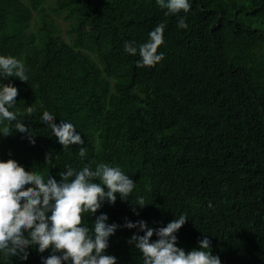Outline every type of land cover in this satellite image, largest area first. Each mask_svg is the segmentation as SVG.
<instances>
[{
    "label": "trees",
    "instance_id": "trees-1",
    "mask_svg": "<svg viewBox=\"0 0 264 264\" xmlns=\"http://www.w3.org/2000/svg\"><path fill=\"white\" fill-rule=\"evenodd\" d=\"M189 3L187 14L165 15L156 0H0V55L22 61L29 77L0 85L19 90L10 111L35 109L18 117L35 144L15 130L2 136L0 123V161L58 182L66 166L104 163L136 182L128 200L117 194L84 218L91 228L103 213L121 226L104 253L116 264H143L128 240L144 233L125 219L155 229L182 214L177 247L198 249L207 236L221 264H264V0ZM161 23L164 59L137 67L124 43L138 49ZM44 111L72 123L84 144L63 150ZM137 197L148 203L138 215ZM37 249L27 260L0 252V264H42L52 254Z\"/></svg>",
    "mask_w": 264,
    "mask_h": 264
},
{
    "label": "clouds",
    "instance_id": "clouds-1",
    "mask_svg": "<svg viewBox=\"0 0 264 264\" xmlns=\"http://www.w3.org/2000/svg\"><path fill=\"white\" fill-rule=\"evenodd\" d=\"M156 4L167 10L165 15L187 14L191 8L189 0H156ZM185 19L180 17L179 28L187 29ZM164 29V23L156 26L148 33V41L138 49L133 42L124 43L126 53H138L137 67H154L164 59V54L158 53V48L164 44ZM26 72L22 61L0 55V77H15L27 83ZM18 95V88L11 83L0 85V123L7 122L2 136H9L15 130L35 144L30 128L18 119L24 114L31 115L35 109L27 106L25 113L10 111ZM41 119L63 150L84 144L72 123L62 120L60 124L54 123L55 116L48 111L43 112ZM78 155L83 158L86 149L80 147ZM51 160L52 153L46 154L45 163ZM59 176V182L49 175L45 179L35 171H26L15 160L0 161V252L5 257L27 260V249L36 245L40 253L48 249L52 252L42 258V264H116L115 256L104 253L109 247V237L121 226L107 223L108 216L103 213L95 216L91 228L85 225L84 218L95 215L105 200L114 204L117 194L122 201L128 200L136 182L119 167L104 163L97 164L94 170L91 166L80 170L66 166V171ZM147 204L144 197H137L134 214H139L135 211L137 206L143 208ZM187 220L182 214L166 226L153 229L143 220L133 223L125 219L122 226L138 228L144 233L133 234L128 240L142 254L143 264H221L220 258L211 253L207 236L198 241V249L186 252L176 246V233ZM154 234L157 239L152 241Z\"/></svg>",
    "mask_w": 264,
    "mask_h": 264
},
{
    "label": "rangeland",
    "instance_id": "rangeland-1",
    "mask_svg": "<svg viewBox=\"0 0 264 264\" xmlns=\"http://www.w3.org/2000/svg\"><path fill=\"white\" fill-rule=\"evenodd\" d=\"M57 22H58V23H61V21H60V20H58Z\"/></svg>",
    "mask_w": 264,
    "mask_h": 264
}]
</instances>
